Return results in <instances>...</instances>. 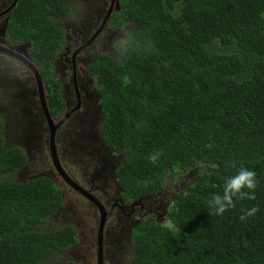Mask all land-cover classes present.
<instances>
[{"label":"trees","instance_id":"obj_1","mask_svg":"<svg viewBox=\"0 0 264 264\" xmlns=\"http://www.w3.org/2000/svg\"><path fill=\"white\" fill-rule=\"evenodd\" d=\"M120 1L114 27L132 30L119 57L94 64L103 140L126 152L117 174L130 201L162 192L170 177L187 191L170 204L172 228L149 218L134 230V264H264V0ZM73 7L18 0L13 10L9 34L34 42L42 70L64 45L56 19ZM2 148L0 126V264H77L55 259L77 244L74 227L41 229L63 206L61 191L47 178L6 181L24 155ZM241 166L257 174L256 199L210 215L207 201Z\"/></svg>","mask_w":264,"mask_h":264},{"label":"flooded vegetation","instance_id":"obj_2","mask_svg":"<svg viewBox=\"0 0 264 264\" xmlns=\"http://www.w3.org/2000/svg\"><path fill=\"white\" fill-rule=\"evenodd\" d=\"M83 1L85 5L82 13L76 12L73 7L72 13L56 19L65 35L64 45L52 58L51 66L48 65L42 70L34 58V42L20 41L9 34L8 24L18 0H0V66H3L0 67L2 72L0 74V112L3 109H12L10 116L13 117L0 114L2 149L5 151L16 148L24 155L17 170L3 175L6 181H10L9 174L15 173L14 179L25 183L23 185L40 178H47L59 190L65 187L72 192H77L59 176L55 160L58 158L62 165L70 164L72 154L83 146L85 136L92 128L91 116L97 113L99 106H102L101 84L94 64L101 54L115 57L114 55L119 53L114 46V37L120 30L115 28L113 23V15L117 11L111 14L106 25L103 22L115 2H121L120 0ZM70 2L73 6V0ZM68 20H70L68 25L63 26ZM129 34L130 32H127L122 37L125 36L127 40ZM104 50L113 53V56L106 54ZM12 71L18 73L24 80L11 74ZM56 101H60V105L57 106ZM101 109L102 107L99 108ZM96 151H100L108 158L116 156L117 153L105 144L102 134L101 141L91 146V153ZM82 153L83 150L75 152L77 162L81 161ZM118 153L120 156L117 160L121 165L125 162L126 152ZM117 183L122 189H112L110 194L112 199L117 198L124 212L118 213L116 209L113 210V203L110 200L106 201L107 221L102 240L104 264H109V253L116 252L119 245H122L123 251L116 254L121 256L123 264L127 260L128 249L132 248L133 252L132 233L143 220L133 218L158 219L147 213L148 200L141 201L144 198L141 197L130 201L125 197V188L120 184L118 176ZM79 185L85 189H92L91 186ZM182 186H184L183 183ZM120 193L122 201L118 200ZM136 200L138 204L132 205ZM169 205L166 210V217H168L165 219H169L172 228L173 221L169 217ZM92 208L95 218L94 248L98 258L100 214L95 206ZM159 224L163 225V223ZM119 232L120 237H118ZM116 243H118L117 249Z\"/></svg>","mask_w":264,"mask_h":264},{"label":"water","instance_id":"obj_3","mask_svg":"<svg viewBox=\"0 0 264 264\" xmlns=\"http://www.w3.org/2000/svg\"><path fill=\"white\" fill-rule=\"evenodd\" d=\"M115 10L117 12L121 10L119 1L115 2L113 7L110 9L108 15L106 16L103 22L104 25L108 23L109 19L111 18V14ZM131 30H132L131 26L128 27L126 26L124 28H121L117 32V35L122 36L123 34L130 32ZM114 38L115 40L118 39L116 37ZM99 108H101V106L98 107L97 113L91 116L90 122L92 128L88 130L85 136L83 146L81 148L76 149L72 154L70 164L62 165L61 162L58 160V158H56L57 160H55V167L56 170L58 171L59 176L71 189L77 191L76 193L80 194L81 196L77 195L75 192H72L66 188L68 192H70L68 197H66L65 191L60 189L61 197L63 200V206L50 216L51 218H56L60 213H62V216L65 219H63V222H61L63 225L60 228L72 226L76 229L78 233L79 245H77L78 244L77 242V244L71 247L69 254L72 255L73 257H78L80 260L81 257H83L86 252L84 246L86 243V238H85L86 236L83 229L85 227L87 228L86 222L89 224V219H83L81 212L72 202L71 197L77 199L78 201L84 202L88 206L90 212L93 211L92 206H95L98 209L100 214L98 258L96 257L97 252L93 247V255L91 257V261L89 264H104L102 240L104 236L105 224L107 221V217H106L107 213L105 209L106 208L105 206L107 205L106 201L110 200L113 203V208H112L113 210L116 209L118 213L124 212V209L121 206H119L116 200L117 198L112 199L110 194V191L112 189H116V188L122 189L121 187L118 186L117 183L116 172L120 165V163L117 160L118 157L113 156L111 158H108L103 156L100 151L91 153V146L95 142L101 141V134H100L101 132L99 130V125L102 123L104 119V114H103V110L102 109L99 110ZM80 150H83V153L80 155L81 161L77 162V157L75 155V152H79ZM74 180H76L81 185L91 186L92 189H85ZM21 184H25V183H21ZM121 193L120 196L118 197V200L122 201ZM160 196L161 194L146 196L141 199V201L142 200L149 201V205L146 211L148 214L156 216L158 218L156 220L159 221V223L162 222L166 217V210L169 205V202L163 201V199H161ZM137 204H138L137 200L132 203V205H137ZM67 212L73 213L74 217L68 218L66 216ZM93 219L94 220L90 223V229H92L90 230L91 233L95 225V218L93 217ZM138 219H144V217H138ZM122 237L123 234L121 233V238ZM80 247H83L82 255L79 250ZM117 247H118V243H116V249ZM113 255H116V252H110L108 258L109 256H113Z\"/></svg>","mask_w":264,"mask_h":264},{"label":"rangeland","instance_id":"obj_4","mask_svg":"<svg viewBox=\"0 0 264 264\" xmlns=\"http://www.w3.org/2000/svg\"><path fill=\"white\" fill-rule=\"evenodd\" d=\"M73 1H74V5L73 6L75 8V11L78 12V13H82L83 10H84V5H85L84 1L83 0H73ZM63 21H62V23H63ZM69 21L70 20H68L66 23H64L63 26L68 25ZM115 37L118 38L114 42V46L115 47H116V45H117V43L119 41L124 40L126 38L125 36L122 37L120 35H116ZM91 48H93V47L91 46ZM104 52H106V54H111L107 50H104ZM111 56H113V53L111 54ZM114 56L115 57H119L120 53H118V54H116ZM0 67L2 68L3 66H0ZM1 73L2 72H0V74ZM11 74L17 75L21 80H24L18 73L14 72V71H12ZM11 110L12 109H9V110L8 109H3L0 112V114H1V116L8 115L10 118H13L12 116H10V111ZM102 110H103V108H102ZM18 140H19V137H18ZM116 156L119 157L120 154L118 153ZM119 167H118V169H119ZM118 169H117V172H118ZM117 172H116V174H117ZM117 176H118V174H117ZM15 177H16L15 173L9 174L8 180H10L12 182H16V183H23V182H20V181L14 179ZM191 183H192V178H189L185 182V187H189ZM60 189L65 191V195H66V197H68L70 192H68V190L65 187H61ZM186 192L187 191L185 190L184 186H182L181 180L173 182L172 177H170L169 180H168L166 188L162 192L163 195L161 196V198L163 199V201L170 202V204H171V202H173L175 200H178ZM71 200L75 204V206L79 209V211L81 212V215H82L83 219H89V224L86 222L87 228L85 227L83 229L84 232H85V236H86L85 237L86 238V243L84 245L86 252H85L84 256L81 257V259L79 260L78 257H73L72 255L69 254V251H70V248H69V249H66V250H63V251H60L59 253H57V256L55 257V259H56V261L61 262V263L71 262L72 261V262H75L77 264H89L90 261H91V257L93 255V247H94V233L92 231V233H93L92 234L91 231H90V230H92V229H90V223L94 220L93 219L94 214H93V211L90 212L88 206L84 202L78 201L77 199H75L73 197H71ZM169 208H170V205H169ZM82 210H83V213H82ZM66 216L68 218H73L74 217L73 213H71V212H67ZM169 217H170V215H169ZM63 219H65V218L62 216V213H60L56 218H51L50 217V218L47 219V223L43 227H41V229L42 230L58 229V228H60L63 225L61 223V222H63ZM166 221H169V219H164L162 221V223L166 222ZM118 237H120V232H119V236ZM77 245H79V242H78ZM79 250H80V253L82 255L83 247H80ZM128 250H129V252L127 254V260H126V262H124V264H134V256H133L132 248H130ZM122 251H123L122 250V245H119V247H118L116 252L120 253ZM96 257H97V254H96ZM108 261H109V264H123L122 258L118 254L113 255V256H109Z\"/></svg>","mask_w":264,"mask_h":264},{"label":"clouds","instance_id":"obj_5","mask_svg":"<svg viewBox=\"0 0 264 264\" xmlns=\"http://www.w3.org/2000/svg\"><path fill=\"white\" fill-rule=\"evenodd\" d=\"M160 156L161 153L159 151L155 152L149 156V160L155 164L156 162L159 161ZM233 167H235V165H233ZM257 183H258L257 174L254 170L243 166L239 167L238 170L235 172V174L224 177L223 185H222V193L219 192L214 193L211 196V198L207 201V206L210 209L209 214L222 216L229 209L234 208L236 206V201H242L245 199L255 200L256 199L255 190L257 187ZM159 194H161V192L156 195ZM170 209L171 208H168L169 214H170ZM257 211L258 208L256 206H253L251 208H245L243 210V214L240 216V219L242 221L247 220L248 217L255 215ZM133 219H138V217ZM143 221L144 219L142 220V222ZM163 225L165 227H171V222L170 221L163 222Z\"/></svg>","mask_w":264,"mask_h":264}]
</instances>
